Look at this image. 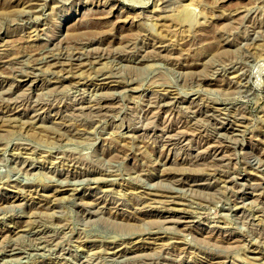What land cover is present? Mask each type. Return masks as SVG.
<instances>
[{
	"label": "rangeland",
	"instance_id": "374dc122",
	"mask_svg": "<svg viewBox=\"0 0 264 264\" xmlns=\"http://www.w3.org/2000/svg\"><path fill=\"white\" fill-rule=\"evenodd\" d=\"M0 264H264V0H0Z\"/></svg>",
	"mask_w": 264,
	"mask_h": 264
}]
</instances>
